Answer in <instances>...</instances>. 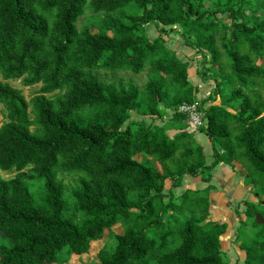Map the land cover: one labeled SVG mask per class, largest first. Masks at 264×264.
Here are the masks:
<instances>
[{"label":"trees","instance_id":"1","mask_svg":"<svg viewBox=\"0 0 264 264\" xmlns=\"http://www.w3.org/2000/svg\"><path fill=\"white\" fill-rule=\"evenodd\" d=\"M87 8L105 15L104 29H78ZM257 11L264 0H0V105L9 118L0 128V234L11 243L0 245V264H66L119 226L114 252H101L98 264H229L230 224L211 217L221 164L236 174L239 166L245 185L258 190L257 203L241 204L236 244L244 264H264V226L256 223L257 214L264 218V16ZM151 26L159 28L155 39ZM173 34L203 59L215 84L198 128L213 147L210 165L177 112L198 99L189 62L167 46ZM147 67L155 77L143 90L95 74L140 75ZM21 79L41 85L30 100L8 83ZM165 114L163 126L147 123ZM59 171L81 175L69 196ZM185 175L208 186L176 198ZM28 180L44 182L40 200Z\"/></svg>","mask_w":264,"mask_h":264},{"label":"rangeland","instance_id":"2","mask_svg":"<svg viewBox=\"0 0 264 264\" xmlns=\"http://www.w3.org/2000/svg\"><path fill=\"white\" fill-rule=\"evenodd\" d=\"M125 12L127 13L128 11L126 10ZM125 12L123 11L122 13H119L115 15L114 17L116 19H122L123 13ZM251 12L252 11H248L247 13L250 14ZM256 14L261 17L264 16L263 11H257ZM104 19H105L104 14L96 15L93 13V11L90 8H87L85 15L79 20L77 26L79 30H82L85 26H90L93 32H97V31L104 29L105 27L103 25ZM158 35H159L158 27L151 26L149 27V29L147 28V36L149 38L155 39L158 37ZM166 40H167V46L170 49L176 51L179 57L184 62H189V78L193 86L199 87V86L205 85L204 87L208 89V95L210 96L215 88V84L211 79L205 78L204 76L205 65L203 63V59L200 56L196 55L194 51L187 48L184 42L180 39V37L177 34H173L170 37H166ZM218 45H219L220 50L223 51V35L222 34L219 35L218 37ZM95 74L98 75L100 79L106 84H112V83L119 84L120 82H122L124 85L128 86L131 82H133L141 90H143L145 85L152 78L155 77L154 75L151 74L149 67H147L145 71L140 75H134L132 73H124V72L109 73V72H103V71L95 72ZM8 83L11 86L21 90L27 100H30L41 89V85H36L33 87H26L23 84L22 79L17 80V81H8ZM196 99L200 100V102H202L203 100L202 96L197 95V94H196ZM169 116L165 114L162 120H156L154 118L147 119V123L163 126L165 122L170 119ZM132 119L137 120V119H142V118L138 116L136 112H133ZM8 121H9V118L7 116V112L5 111L4 107L0 105V128ZM187 127H191V126L187 123ZM168 134L170 137L175 136L174 133L170 131L168 132ZM197 143L203 147L205 156H208V158L212 161L213 160L212 155H210L211 153L210 154L208 153L212 151V146L209 143L208 137L205 135L199 134ZM136 158L139 161L146 160V158L143 155H139ZM237 171L238 172L236 174L237 175L236 179L234 181H232L231 179L230 181H232V183L230 182L226 183L225 186L227 187L222 188L221 181L216 182L217 185L213 184V181L211 183V185L215 187L216 191H218L220 188V192L214 196V197H217V199H219L220 203H223L224 200L228 197V193L232 191L233 189L232 187L235 184L238 185L237 187L239 188L241 187V191L237 193L239 198H235V202L231 203V205L233 204L232 207H227V205L223 207V209H225L226 207V210L228 211H226L225 213H218V212L215 213L214 212L211 216L214 218V220L219 219V218L220 219L226 218L231 226L230 232L223 239V251L225 252L224 259L229 264H244L243 260L245 258V255L238 249L239 246L236 244V237L238 235L239 219L241 220L245 219L243 215L245 207L244 208L241 207V204L243 202L241 201L242 200L241 198H244L247 201L249 199V201L251 200L254 203L258 202L257 195H256V193L258 192L257 188L255 186H246L245 183H243L245 182L244 180L245 171L242 170L239 166L237 167ZM1 174H2V177L6 180L12 179L16 176V172H13V173L1 172ZM28 174L32 175V172L28 171ZM58 175H59L60 180H62L66 184L68 188L67 192L69 196L72 189H74L79 184V178L81 175L80 174H69V173H65L62 171H59ZM239 180L241 181L239 182ZM201 183H202L201 180L200 182L196 181V188H195L196 190H197V187L201 185ZM243 184L245 187H247V189L242 188L244 187ZM28 185L30 186L35 198L37 200H40V197L42 196V193H43L44 182L40 180H28ZM169 188L171 189L170 182H167L166 192L170 191ZM262 199H264V197ZM70 211H71L70 212L71 216L75 220H79L82 218L80 213L76 214V211L74 212L73 203L71 204ZM231 215L233 217L230 219L229 216ZM187 216H190V214H188ZM182 220L184 219L182 218ZM123 231H124L123 227L119 226V227L114 228L113 233L110 235L108 232H106L104 239L97 241V242H93L91 244L90 253L88 255L82 256V257L72 256L71 258L67 260L66 264H98L99 263L98 256L101 252H108V253L114 252L116 248L115 235L123 233ZM248 232L253 233L255 231L249 228ZM2 244L11 245L10 241L6 237H4L2 234H0V245ZM64 257L68 258V255L66 252L64 253ZM152 264H156V263H152Z\"/></svg>","mask_w":264,"mask_h":264},{"label":"crops","instance_id":"3","mask_svg":"<svg viewBox=\"0 0 264 264\" xmlns=\"http://www.w3.org/2000/svg\"><path fill=\"white\" fill-rule=\"evenodd\" d=\"M153 27V26H152ZM198 81V80H197ZM198 84V83H197ZM205 85H202V86H199V87H196L197 88V95H201L202 96V99L203 100H205V99H207L208 98V89L206 88V87H204ZM200 90V91H199ZM188 133H190V134H193L194 135V138H195V140H196V142H198V135L200 134V135H205V136H207L206 134H204V133H201L196 127H194V126H191V127H187V130H186ZM170 132H172V133H174V135H176L177 133H178V131H175V130H172V131H170ZM208 137V136H207ZM173 138V137H172ZM209 139V138H208ZM209 143L211 144V141H210V139H209ZM211 146H212V144H211ZM210 155H212V158H213V147H212V151L211 152H208ZM206 160H207V164L208 165H210L212 162H213V160L211 161L209 158H208V156H206ZM218 167H219V169H218ZM215 170H214V178H213V184H215V185H217V183L216 182H219V181H221V183H222V188H224V187H227V186H225L226 185V183H228V182H230V183H232V181H234L235 179H236V173L234 172V170L232 169V167L231 166H229V165H226V164H221V165H219ZM232 179V181H230ZM200 180L202 181V179L200 178V177H193V176H191V175H185L184 176V179H183V183H182V186L181 187H179V188H176V189H174L173 190V194H174V196L176 197V198H178V197H180L186 190H194V191H196V181H198V182H200ZM218 180V181H217ZM241 180H239V182H240ZM167 182H170V186H171V181H166V183ZM204 185H203V184ZM202 183H201V185H199L198 187H197V190H198V188H199V190H203V189H205L207 186H208V184L207 183H204L203 181H202ZM244 183V182H243ZM238 184V183H237ZM238 185H234L232 188V191L230 192V193H228V197L224 200V202L223 203H220L219 202V199H216V198H214V199H212V209H213V211L216 213V212H218V213H225L226 211H228V210H226V207H225V209H223V207L225 206V205H227V207H232V205H231V203L233 202H235V198H239L238 197V195H237V193H239L240 191H241V187L239 188V187H237ZM240 186V185H239ZM243 186H244V184H243ZM242 188H244V189H247V187H242ZM170 189V188H169ZM165 192H166V185H165ZM220 192V188H219V190L217 191V193H219ZM166 193H168V192H166ZM216 193V194H217ZM257 195V194H256ZM242 199V200H241ZM240 200L241 201H247V200H245L244 198H241ZM248 201H249V199H248ZM251 201V200H250ZM251 202H253V201H251ZM230 205V206H229ZM235 205V204H234ZM217 207V208H216ZM241 207H243L244 208V206H242L241 205ZM230 217V219L233 217L232 215L231 216H229ZM231 227V226H230Z\"/></svg>","mask_w":264,"mask_h":264},{"label":"built area","instance_id":"4","mask_svg":"<svg viewBox=\"0 0 264 264\" xmlns=\"http://www.w3.org/2000/svg\"><path fill=\"white\" fill-rule=\"evenodd\" d=\"M178 113L186 116L187 123L190 126H195L197 129L205 126L207 119L205 113L201 110V102L197 100L192 104H184L177 110ZM175 111H171L172 116Z\"/></svg>","mask_w":264,"mask_h":264},{"label":"water","instance_id":"5","mask_svg":"<svg viewBox=\"0 0 264 264\" xmlns=\"http://www.w3.org/2000/svg\"><path fill=\"white\" fill-rule=\"evenodd\" d=\"M256 223L259 226H264V218L261 214L256 215Z\"/></svg>","mask_w":264,"mask_h":264}]
</instances>
